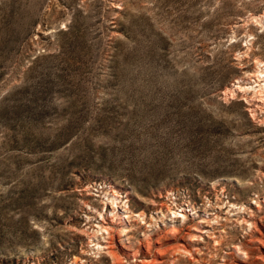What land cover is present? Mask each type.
<instances>
[{
    "label": "rangeland",
    "instance_id": "obj_1",
    "mask_svg": "<svg viewBox=\"0 0 264 264\" xmlns=\"http://www.w3.org/2000/svg\"><path fill=\"white\" fill-rule=\"evenodd\" d=\"M263 85L264 0H0V264H264Z\"/></svg>",
    "mask_w": 264,
    "mask_h": 264
},
{
    "label": "built area",
    "instance_id": "obj_2",
    "mask_svg": "<svg viewBox=\"0 0 264 264\" xmlns=\"http://www.w3.org/2000/svg\"><path fill=\"white\" fill-rule=\"evenodd\" d=\"M163 196L167 209L174 217L185 214L193 215L200 210L197 199L184 187H170L165 190Z\"/></svg>",
    "mask_w": 264,
    "mask_h": 264
},
{
    "label": "bare ground",
    "instance_id": "obj_3",
    "mask_svg": "<svg viewBox=\"0 0 264 264\" xmlns=\"http://www.w3.org/2000/svg\"><path fill=\"white\" fill-rule=\"evenodd\" d=\"M260 75V74H259ZM259 75H257V76H259ZM260 77V76H259ZM262 82V81H261ZM259 85V84H258ZM264 86V85H263ZM239 88V87H238ZM246 88V87H245ZM262 88V87H261ZM249 89V88H248ZM252 89V88H251ZM110 201H112V200H110ZM114 202H115V200H114ZM113 202V203H114ZM258 203V202H257ZM259 205V204H258ZM185 216V218H186V215H184ZM103 227V226H102ZM251 227V226H250ZM255 228V227H254ZM105 229H107V228H105ZM108 229H109V227H108ZM109 230H107V232H108ZM173 231H176V230H173ZM172 231V232H173ZM125 232V229H123V230H121V233H124ZM110 232H108V234H109ZM95 237V236H94ZM104 239V238H103ZM223 241V240H222ZM97 244H98V242H97ZM97 247H99V248H101V245L99 244ZM96 247V248H97ZM239 251H240V249H238ZM238 251V252H239ZM114 251H112V250H110L108 253H110V254H112L113 256H114V253H113ZM109 254V255H110ZM245 254H246V252H245ZM115 257V259L117 258L116 257V255L114 256ZM117 260V259H116ZM76 263V262H75ZM115 264H122V262L121 261H116V263Z\"/></svg>",
    "mask_w": 264,
    "mask_h": 264
}]
</instances>
